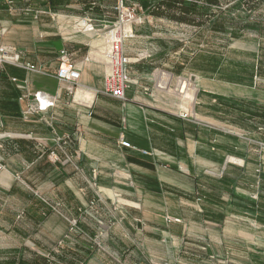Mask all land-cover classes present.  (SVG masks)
Instances as JSON below:
<instances>
[{
    "label": "crops",
    "instance_id": "crops-1",
    "mask_svg": "<svg viewBox=\"0 0 264 264\" xmlns=\"http://www.w3.org/2000/svg\"><path fill=\"white\" fill-rule=\"evenodd\" d=\"M118 3L15 0L10 6L0 0V48L18 55L21 63L5 64L0 71V251L23 250L38 257L33 241L41 248L49 238V218L42 223L44 200L51 193L64 215L80 223L86 218L94 227L110 226L106 230L113 242L137 238L144 243L146 231L152 230L156 240L188 234L202 244L217 233L210 225L225 222L229 209L264 227V196L252 201L234 187L239 186L240 169L231 160L251 154L242 151L241 136L224 129L229 121L241 127L239 118L250 124L260 117L264 124V109L255 113L235 96L223 94L216 128L182 118L188 102L178 99L183 86L177 73L188 77V58L161 60L145 44L131 42L136 34L123 42L130 60L124 99L107 94L104 25L116 20ZM81 19L90 20L96 32L77 27ZM62 51L80 71L73 93L56 78ZM216 60L197 73L233 87L252 88L254 78L264 80L263 57ZM28 64L38 71L26 69ZM36 92L51 97L54 107L29 113ZM52 152L57 162L50 160ZM167 217L181 222L166 224ZM22 242L30 248L22 249Z\"/></svg>",
    "mask_w": 264,
    "mask_h": 264
},
{
    "label": "rangeland",
    "instance_id": "rangeland-1",
    "mask_svg": "<svg viewBox=\"0 0 264 264\" xmlns=\"http://www.w3.org/2000/svg\"><path fill=\"white\" fill-rule=\"evenodd\" d=\"M124 3L136 10L141 19L132 28L137 37L133 36L131 42L145 44L146 50L149 49L151 55L155 54L161 60L176 56L179 62H186L188 58V77L177 73V83L183 86L182 94L177 93L178 99L188 102V110L182 118L216 128L220 124L218 98L223 94L229 98L235 96L233 99L250 106L255 113L264 109L262 78H254L252 88L233 87L197 73L198 68L211 65V60L215 64L217 58H230V62L231 59L253 56L264 59V0H125ZM191 6L197 8V14L184 10ZM114 17L117 18L115 12ZM105 37L107 40L108 37ZM134 45L132 43L131 47ZM261 68L264 69V64ZM36 112L39 111L31 112L29 109V113ZM246 121L239 118L238 125L241 127L233 126L232 121L225 122L224 129L241 136L245 142L242 151L251 154L241 161L231 160V166L240 169L236 177L239 186H234L239 188L236 193L258 202L264 196V124L260 122V117L250 124ZM249 140L252 141L249 143ZM50 160L58 161L55 152L50 153ZM2 169L0 165V172ZM49 198L44 200L45 221L42 223L49 218V238L42 242V249L36 241L32 246L35 250L32 252L38 257L31 258L23 250H2L0 264H38L40 260L49 264H264V227L255 225L246 215L232 213L231 209L224 211L225 222L210 225V229L217 233L209 235L202 244L201 239L194 235L188 237V234L172 239L162 235L160 240H156L152 230L146 231L144 243L137 238L113 242L106 230L110 226L98 224L94 227L86 218L83 221V217L82 224L78 218L63 214L56 202V194L51 193ZM24 215L20 214L19 219ZM61 219L65 220L64 223ZM177 222L181 220L166 218V224ZM32 227L38 231L41 228ZM86 227L98 229V232L94 236ZM189 244L205 250L195 252L198 249ZM22 245V249L30 248L28 242H22ZM16 253L21 255L16 256Z\"/></svg>",
    "mask_w": 264,
    "mask_h": 264
},
{
    "label": "built area",
    "instance_id": "built-area-1",
    "mask_svg": "<svg viewBox=\"0 0 264 264\" xmlns=\"http://www.w3.org/2000/svg\"><path fill=\"white\" fill-rule=\"evenodd\" d=\"M125 0H119L115 8L117 15L116 21L106 23L104 25L106 36L108 37L105 45V56L109 62V70L105 76V92L116 99H124L125 90L129 84V76L126 70L130 60L123 54V42L134 36L132 28L135 24L140 23L137 12L134 9L128 8L124 3ZM8 5L13 6L15 0H6ZM77 27L85 32H96V26L87 19L78 20ZM59 67L56 72L57 80L68 86V90L73 93V90L80 80V71L72 61L70 54L67 51H62L59 57ZM11 63L19 64V56L12 54L6 48H0V70L4 64ZM30 71H38L34 66L25 65ZM34 106L31 107V112H44L54 106V101L51 97L43 92L33 94ZM121 145L126 148H131L127 142H122Z\"/></svg>",
    "mask_w": 264,
    "mask_h": 264
},
{
    "label": "trees",
    "instance_id": "trees-1",
    "mask_svg": "<svg viewBox=\"0 0 264 264\" xmlns=\"http://www.w3.org/2000/svg\"><path fill=\"white\" fill-rule=\"evenodd\" d=\"M210 2H212V0H208ZM184 10L188 11V13H194V14H197L198 10L197 8L191 6V7H188V8H184ZM38 264H49L47 261H44V260H40V262H38Z\"/></svg>",
    "mask_w": 264,
    "mask_h": 264
}]
</instances>
